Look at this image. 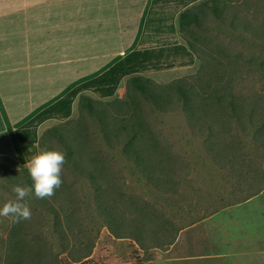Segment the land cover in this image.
Masks as SVG:
<instances>
[{"label": "rangeland", "instance_id": "rangeland-1", "mask_svg": "<svg viewBox=\"0 0 264 264\" xmlns=\"http://www.w3.org/2000/svg\"><path fill=\"white\" fill-rule=\"evenodd\" d=\"M194 5L199 25L179 31L190 60L180 56L184 62L175 66L135 72L106 98H93L134 104L132 120L141 121L158 142L153 156L144 160L152 169L143 172L122 152L123 132L115 136L113 128L127 125V116L118 114L112 126L103 129L77 103L73 114L55 126L73 128L82 117L72 138L81 148L78 161L87 166L96 160L95 179L69 163L57 136L41 135L39 151L65 153L62 184L50 197L25 198L29 219L13 223L11 217H0V260L11 228L17 227L19 238L29 243L30 259L24 264H264V148L252 139V129H242L245 122L229 125V134L238 137L235 145L214 148L216 138L207 129L206 116L195 121L176 91L177 86L193 84L200 95L213 93L208 85L223 77H230L234 89L244 95L264 90V72L256 65L261 61L264 69V0L217 1L216 11ZM186 38L197 52H191ZM220 64L227 70L224 75ZM133 76L165 86L153 87L163 93V104L134 89L129 84ZM216 89V94L223 93ZM211 112L218 120V111ZM207 123L217 133L219 123ZM229 134L223 131L218 138L227 142ZM252 176L260 177L255 186L248 184ZM18 183L26 184L24 177L8 181L0 174V204L15 199L12 189ZM107 208L114 211L113 221L101 217ZM135 229L143 247L132 237Z\"/></svg>", "mask_w": 264, "mask_h": 264}, {"label": "crops", "instance_id": "crops-1", "mask_svg": "<svg viewBox=\"0 0 264 264\" xmlns=\"http://www.w3.org/2000/svg\"><path fill=\"white\" fill-rule=\"evenodd\" d=\"M204 1L0 0V174L27 168L80 95L103 99L135 72L191 59L177 18Z\"/></svg>", "mask_w": 264, "mask_h": 264}, {"label": "trees", "instance_id": "trees-1", "mask_svg": "<svg viewBox=\"0 0 264 264\" xmlns=\"http://www.w3.org/2000/svg\"><path fill=\"white\" fill-rule=\"evenodd\" d=\"M217 1L222 0H206L201 2L199 3L201 4L199 9L209 6L212 11H216L215 4ZM194 8H196V5L186 8L179 13L177 18L179 31L184 32V30L190 29L192 25H199L200 17L198 12L193 10ZM192 37L198 38L194 35V33L192 34ZM196 40L197 39L194 41ZM186 41L191 52H197L195 43L190 41L189 38H186ZM200 55L202 57V54ZM256 65L259 67L260 72H264L261 61H257ZM221 67L223 68L222 71L224 75L227 70L224 69V65ZM231 70L232 69L229 71ZM223 78H220L219 80L216 79L214 83L208 85V88H211L213 93L208 92L205 93V95H200L193 90V84H190L188 88L181 85L179 87L177 86L176 91L182 100L185 109L188 110L189 115L193 117L195 121H198L199 116H206L205 121L208 125V127H206L207 129L211 128L213 130L214 136L216 138V146L214 148H217V146L220 144H223L225 147H232L235 145V143H237L236 141L238 140V137L235 136L234 138V133L229 134V131H231L229 130V125H231L233 122H237L239 125H241V122H245L242 126V129H252V139L255 140V143L258 147L260 146L264 148V90L261 92L244 95L243 93H240L239 90L237 91V88L234 89L232 86V79L230 77H226V79ZM180 80L182 81V79ZM129 84L139 92L146 94L154 104L158 106L163 104V93L155 91L158 89L160 90V87L165 86L155 84L150 79L142 78L140 76L131 77ZM153 87L158 89L154 90ZM216 87H220L223 93L216 94ZM225 87L227 88L226 90ZM195 101L197 102L196 105L194 104ZM133 105L134 104L130 100L120 98H114L109 101H100L82 94L78 99L79 110H88L92 116L97 118L103 129L107 124L111 127L112 122L118 114H120L121 117L127 116L129 121L126 124L130 125V127H127V125L123 124L122 126L120 125L121 128H113V130L116 131L115 136L118 135L119 131L123 132V136L121 138L122 140H125L122 150L123 154L126 157H130L136 164H138L143 172H145V170L150 171L152 168H146L145 161L150 155L153 156V151H155L154 149H157L158 146H156V144L158 142L154 139V137L151 136V133H148V129L143 123H141V121L138 120V117L136 118L138 122H136L135 119L132 120V116L134 115ZM211 110L218 111V120L215 118V113L212 114ZM77 119L78 120L74 123L73 128H70L66 125H53L42 133L41 138L45 137L46 135L57 136L66 147L69 163H71L76 170L84 173L90 180H94L96 176L95 172L99 170L96 160L93 159L90 161V164L84 166L83 163L77 159V157L81 154V148H76L77 143L75 138L72 137L74 136V127L81 124L78 121H81L82 117H78ZM215 120L220 126V128L218 127L217 133L213 129V126H210L211 123H207ZM223 131L232 136V139L228 140L227 142H222L219 140V134ZM2 174L7 176L8 181H16L18 178L20 179L24 177L26 184H31L27 168L9 170L8 172H3ZM259 181L260 177L258 179L255 176H252L251 179L248 180V184L255 186L259 183ZM258 191H260V189H258ZM113 212L114 211H112V209L107 208L100 211V214L103 219L107 218L113 221V219H115ZM108 228L111 232H113L114 227L108 225ZM17 232V227L11 228L10 234L4 242L5 251L2 260H0V264H24L27 258L30 259L27 254L29 243L25 239L19 238ZM63 232L64 231L62 230V235H64ZM132 232L135 233L132 237L135 240L138 239V243H140V245L143 247L142 241L136 236L139 233H137L136 229ZM125 236L126 235H116V237ZM87 245L88 244H86V246Z\"/></svg>", "mask_w": 264, "mask_h": 264}, {"label": "clouds", "instance_id": "clouds-1", "mask_svg": "<svg viewBox=\"0 0 264 264\" xmlns=\"http://www.w3.org/2000/svg\"><path fill=\"white\" fill-rule=\"evenodd\" d=\"M64 162L65 153L58 149H44L33 154L26 164L31 184L18 183L13 186L15 199L0 204V217H11L13 223L29 219L31 211L25 198L30 194L40 199L52 196L62 184L61 168Z\"/></svg>", "mask_w": 264, "mask_h": 264}]
</instances>
